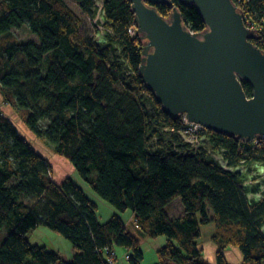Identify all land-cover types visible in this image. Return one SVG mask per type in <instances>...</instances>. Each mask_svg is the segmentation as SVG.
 I'll return each mask as SVG.
<instances>
[{
    "label": "trees",
    "instance_id": "16d2710c",
    "mask_svg": "<svg viewBox=\"0 0 264 264\" xmlns=\"http://www.w3.org/2000/svg\"><path fill=\"white\" fill-rule=\"evenodd\" d=\"M73 1L93 16L92 0ZM171 1L190 31H204L193 6ZM233 2L264 23V0ZM155 7L166 19L173 8ZM103 22L111 34L99 47L83 38L81 20L65 0H0V102L103 201L118 213L132 212L147 238L167 239L156 252L157 264H208L197 243L208 224L214 225L215 264H227L224 252L230 247L239 250L242 264H264V199L248 202L239 173L183 143L181 116L164 114L145 88L138 73L144 41L137 31L128 33L134 26L130 2L103 0ZM23 27L38 43L14 36ZM259 33L253 44L264 52V24ZM242 88L250 98L249 84L242 82ZM162 130L172 136L169 143ZM207 134L227 168L264 162L262 139L254 151L242 152L249 143ZM177 199L183 214L170 218L166 207ZM96 213L70 179L53 181L50 164L0 114V264H106L101 251L114 247L127 250L129 264H141L139 239L119 214L100 223ZM39 226L71 244V262L28 242L27 234Z\"/></svg>",
    "mask_w": 264,
    "mask_h": 264
},
{
    "label": "water",
    "instance_id": "95a60500",
    "mask_svg": "<svg viewBox=\"0 0 264 264\" xmlns=\"http://www.w3.org/2000/svg\"><path fill=\"white\" fill-rule=\"evenodd\" d=\"M128 1L144 41L139 77L163 113L243 143L264 140V52L233 0H179L200 15L201 33L185 26L171 0ZM157 5L173 7L167 19Z\"/></svg>",
    "mask_w": 264,
    "mask_h": 264
},
{
    "label": "rangeland",
    "instance_id": "374dc122",
    "mask_svg": "<svg viewBox=\"0 0 264 264\" xmlns=\"http://www.w3.org/2000/svg\"><path fill=\"white\" fill-rule=\"evenodd\" d=\"M92 1H93V8H92L93 16L89 17L86 13H84L79 9L78 5L73 0H65L66 4L74 11V13L81 20L80 33L83 36V38L92 40L99 47H103L107 45V43H109V35L111 34V32L109 30H106V28L104 27L103 11L102 8L99 9V6L102 5L103 7V0H92ZM14 36L21 42L38 43V38L35 35H32L27 30L26 27H23L19 30H15ZM116 48L118 47L116 46ZM14 122H13L14 125L18 128V124L21 123V121L17 118L14 119ZM162 133H163L164 141L169 143V141L172 139L170 133H168L166 130H162ZM180 137L183 143L192 142L190 136L188 135L185 136L180 135ZM257 145L258 142L253 141L249 143V147L247 148L248 150H246V148H242L241 150L242 152H251L254 151ZM191 146L194 148L201 147L208 153L209 158L212 161H215L223 168H227L226 163L223 160V155L221 153L213 151L208 134L202 136L197 143H192ZM243 157L248 158L249 156L243 153ZM236 168H237L236 171H239L241 173V179H245L252 183V184L251 183L247 184L246 186L243 187L246 200L248 202H254V200L264 199V162L257 161L253 163H245V164H241ZM53 176H55V174L52 171V177ZM70 179L74 181L75 184H77V186L83 191L84 195L96 205L97 207L96 214L98 217V221L100 223H104L105 221L107 222V220H109L110 216L113 213L119 214L110 204L103 201L92 190V188L88 184H86L75 172L70 175ZM258 186H260V188H257V191L260 193L259 196L258 197L251 196L250 191H254L255 187ZM24 201L32 205L35 204L31 198H26L24 199ZM208 229L209 228L206 227L204 230H202L203 236L199 238L197 243L199 247L202 248V253H201L202 260L208 264L212 262H214L213 264H215L216 261L213 253L214 249L211 250L212 246L209 244L210 239L208 240V236H207ZM262 232L264 233V228L262 229ZM4 236H5V229L0 232V243L3 240ZM26 238L31 245L43 246L48 249L47 251H51L59 254L64 260H66V262L68 263L71 262L70 253L73 249L71 244L61 235L49 230L48 228L44 226H39L35 230L30 231L27 234ZM146 241L147 242H143V241L141 242L142 243L141 247L144 254L141 264H157L158 262L154 260V256L152 257V255H154L155 252L154 250L156 248L160 250L162 247H164L167 244L166 243L167 239L165 237H158L156 239L147 238ZM162 241H165V244L162 243Z\"/></svg>",
    "mask_w": 264,
    "mask_h": 264
},
{
    "label": "crops",
    "instance_id": "0c3cea01",
    "mask_svg": "<svg viewBox=\"0 0 264 264\" xmlns=\"http://www.w3.org/2000/svg\"><path fill=\"white\" fill-rule=\"evenodd\" d=\"M0 114L3 117H5L15 127L18 134L21 136V138H23L29 144V146L32 148V150L36 154H38L42 159H44L48 164H50L52 171L55 174V176H53L54 177L53 181L56 184L59 185L65 179H70V175L75 172L73 167L68 162H66L64 159L54 155L52 153V151L49 150L48 147H46L41 141L36 139L33 136V134L26 128L23 121L18 117V115L15 113V111L10 106L0 102ZM16 117L21 121V123L18 124V128L14 125V123H15L14 119H17ZM28 136H30V137H28ZM225 169H227L230 172L239 173V175L241 176V173L239 171H236L237 168H225ZM56 172H57V175H56ZM72 182L75 183L74 181H72ZM241 182H242L243 187L246 186L247 184L251 183L250 181H247L245 179H241ZM257 188H260V186L255 187L254 191H250L251 196H257V197L259 196L260 193L257 191ZM254 201H258V200H254ZM166 212L170 218H175V217L181 216L183 214V207L181 205L180 200L177 199L174 202H172L169 206H167ZM114 214L115 213H113L112 215H114ZM112 215L110 216V218L112 217ZM119 216H120L125 228L131 234H133L134 236H136L139 239L140 247L142 246V243H141L142 241L147 242L146 241L147 237L136 226L132 212L127 211L124 213H119ZM206 227L209 228L207 236H208V240L210 239L209 244L212 246L211 250L214 249L213 253H214V257H215L216 246L213 242H211V239L214 235V225L208 224V225H206ZM206 227L205 226L201 227V236L200 237L203 236L202 230H204ZM162 243L165 244V241H162ZM230 248H232V249L228 248L224 252L226 263L227 264H242V257H241L239 250L237 248H233V247H230ZM141 250H142V247H141ZM154 251L155 252H154V255H152V257L154 256V260H156L158 262V259L156 258V256H157L156 252L158 251V248H156ZM113 253H114L115 258H116V264H129L128 259H126L129 256V253L127 252V250H125L124 248L114 247ZM142 253H143V250H142ZM74 255H75V251L72 249V251L70 253V256H71L70 259L71 260L74 257ZM143 257H144V254H143ZM64 261L66 262V260H64ZM66 263H68V262H66ZM213 263L214 262H212L210 264H213Z\"/></svg>",
    "mask_w": 264,
    "mask_h": 264
},
{
    "label": "built area",
    "instance_id": "2783aa9c",
    "mask_svg": "<svg viewBox=\"0 0 264 264\" xmlns=\"http://www.w3.org/2000/svg\"><path fill=\"white\" fill-rule=\"evenodd\" d=\"M249 1L250 0H246V2H249ZM101 8L103 11L102 5L99 6V9H101ZM237 8H239L244 13V20H245L246 28H248L250 30L257 31V35H256L254 41L257 39H260L261 34L259 33V31L261 29V24H264V23H260V25H259L255 21L254 18L246 16L245 10H243L241 7H237ZM128 33H129V35L134 36L136 34L135 26L130 28L128 30ZM259 42H261V40ZM181 120H182L183 126H182V129L180 130V135H182V136L188 135V136H190V138L192 140V142L186 143V144H189L191 146L192 143H197L201 139L202 136L207 135L208 130L204 126L197 124V123L189 122L185 115L181 116ZM255 142H259V140H255ZM101 255H103V258H104L106 264H116V258H115V255L113 253V250L105 249V250L101 251ZM126 259H128V257Z\"/></svg>",
    "mask_w": 264,
    "mask_h": 264
}]
</instances>
